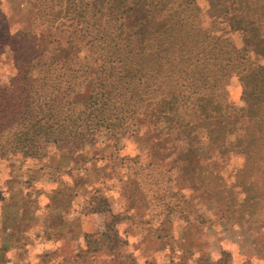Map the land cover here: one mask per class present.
Returning <instances> with one entry per match:
<instances>
[{"label":"trees","instance_id":"trees-1","mask_svg":"<svg viewBox=\"0 0 264 264\" xmlns=\"http://www.w3.org/2000/svg\"><path fill=\"white\" fill-rule=\"evenodd\" d=\"M220 1L223 21L242 33V47L204 25L197 0H34L30 28L16 31L0 0V53L10 51L16 70L0 82V156L43 158L51 145L73 153L144 133L151 159L161 163L175 154L176 165L191 172L193 186L219 213L231 214L237 204L247 212L258 207L264 196V63L251 54L264 58V0ZM67 21L88 37L85 55L49 33ZM234 72L243 84L240 107L227 101ZM233 152L245 159L235 182L244 192L241 203L206 165L212 156ZM216 178L219 187L212 185ZM3 198L0 187V203ZM109 206L102 197L92 208L111 214ZM110 216L106 239L88 235L86 253L123 243L119 217ZM7 262V248L0 247V264Z\"/></svg>","mask_w":264,"mask_h":264},{"label":"rangeland","instance_id":"rangeland-1","mask_svg":"<svg viewBox=\"0 0 264 264\" xmlns=\"http://www.w3.org/2000/svg\"><path fill=\"white\" fill-rule=\"evenodd\" d=\"M197 2L204 25L214 26L215 36L239 47L245 44L242 33L223 21L220 0ZM2 8L12 30L30 28L34 0H2ZM77 28L67 21L49 33L85 55L88 37L74 32ZM251 56L264 63L263 57ZM15 71L10 51L0 53V82L6 83ZM240 79L234 72L227 85V101L237 107L243 105ZM146 136L128 137L118 146L101 140L96 148L73 153L51 145L43 158L0 156V247L7 248L6 264H264V196L253 210L241 211L237 204L224 216L215 202L203 197L202 188L193 186L191 172L176 165L175 154L161 163L151 159ZM201 154L214 151L201 148ZM244 161L233 152L206 163L239 203L244 192L235 182ZM220 184L213 179V186ZM102 197L111 214L93 210ZM114 214L119 217L117 240L123 241L119 249L86 253L87 236L92 235L90 241L106 239L102 233L113 219L107 216Z\"/></svg>","mask_w":264,"mask_h":264}]
</instances>
